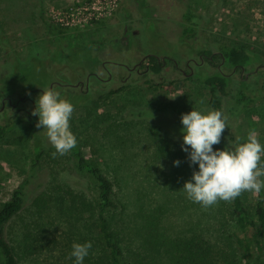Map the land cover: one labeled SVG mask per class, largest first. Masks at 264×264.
I'll return each mask as SVG.
<instances>
[{"label":"rangeland","instance_id":"1","mask_svg":"<svg viewBox=\"0 0 264 264\" xmlns=\"http://www.w3.org/2000/svg\"><path fill=\"white\" fill-rule=\"evenodd\" d=\"M85 1L0 0V124H9L0 139V207L18 186L24 193L23 208L5 225L6 238L21 264H75L72 244L89 241L83 264H107L90 208L95 179L78 169L72 151L53 158L46 129L37 128L39 117L32 115L43 88L53 87L74 105L70 126L77 145L115 182L120 207L108 215L124 260L174 264L167 245L158 249V242L194 232L215 238L217 211L231 204L205 210L183 190L198 165L182 150L181 115L216 109L202 74L217 69L230 79L226 93H215L228 128L214 150L243 142L249 130L264 145V0H118L109 15L83 27L52 19L53 10ZM188 12L194 30L183 36ZM223 45L253 54L244 73L201 61L202 50ZM150 55L179 63L165 68L161 85L146 83L158 75L144 66L129 69ZM192 59L197 63L191 62L190 74ZM37 148L43 155L35 164ZM244 198L255 215L254 193ZM226 228L241 234L230 215Z\"/></svg>","mask_w":264,"mask_h":264},{"label":"trees","instance_id":"2","mask_svg":"<svg viewBox=\"0 0 264 264\" xmlns=\"http://www.w3.org/2000/svg\"><path fill=\"white\" fill-rule=\"evenodd\" d=\"M184 20L186 24L183 25V36L194 30L192 14L185 13ZM201 54L204 55L205 61L215 68L224 64L233 69L236 67V71H241L243 67L248 69V66L255 59L253 54L242 45H223L219 47V51L205 49L200 52ZM148 65L150 71L154 75H158V81L147 80L148 85L163 84V73L168 65L177 68L176 61L172 58L164 57L160 59L157 55L149 56ZM206 72L207 74H202L201 77L212 90L210 104L219 110L221 104L216 100L215 93L217 91L226 93L230 79L217 69ZM238 94V101L241 102L246 98L243 90L239 91ZM8 128V123L0 124V139ZM71 151L78 169L81 172L91 174L97 184L96 202L94 205L91 203L90 208L95 229L101 237L107 253V264H134L124 260L122 245L117 233L110 224L108 213H115L120 207V201L115 191V182L101 167L89 162L80 146L76 145ZM42 155V151L37 148L34 158L35 164L39 162ZM254 199L255 215L248 208L244 193L231 202L229 209L224 210L227 206L223 204L217 211L219 214L216 219L219 235L216 234L215 238H205L199 232L175 239L167 237L164 243L158 242V249L161 245H167V251L171 254V260L174 264H264V259H262L264 257V189L258 194L254 193ZM23 204V185H20L14 190L12 197L0 207V255L3 264H21L14 246L6 238L5 225L23 208ZM228 215L233 218L242 235L228 231L226 228ZM257 253H259V256L256 257Z\"/></svg>","mask_w":264,"mask_h":264},{"label":"clouds","instance_id":"3","mask_svg":"<svg viewBox=\"0 0 264 264\" xmlns=\"http://www.w3.org/2000/svg\"><path fill=\"white\" fill-rule=\"evenodd\" d=\"M73 112L74 105L53 87L43 88L37 98L32 115L39 117L36 127L46 129L55 148L53 158L69 153L77 145L70 126ZM181 122L182 150L188 153L190 165H198L183 185L189 200L207 210L220 201L232 202L245 192L258 194L264 189V145L255 130H249L243 142L237 138V143L214 150L228 128V117L222 111L192 108L181 115ZM174 164L179 166L180 161ZM91 247L90 241L74 242L70 258H75V264H83Z\"/></svg>","mask_w":264,"mask_h":264},{"label":"built area","instance_id":"4","mask_svg":"<svg viewBox=\"0 0 264 264\" xmlns=\"http://www.w3.org/2000/svg\"><path fill=\"white\" fill-rule=\"evenodd\" d=\"M118 0H86L76 8L53 10L52 19L62 27H83L107 16Z\"/></svg>","mask_w":264,"mask_h":264},{"label":"flooded vegetation","instance_id":"5","mask_svg":"<svg viewBox=\"0 0 264 264\" xmlns=\"http://www.w3.org/2000/svg\"><path fill=\"white\" fill-rule=\"evenodd\" d=\"M200 58H201V61L203 62V61H205V58H204V55L203 54H201L200 55ZM211 58V57H210ZM148 59H149V56L147 57H143L138 63H136L133 67H129V69L132 71V70H136V71H138V72H140V69H141V67H145V69L147 70V71H150V67H149V65H148ZM191 62H195V63H197V61L195 60V59H192V61H190V60H188V62H187V64H186V68L187 69H189L190 70V74L191 73H193L194 72V69H193V67H192V63ZM176 65H177V67L179 66V64H178V62L176 61ZM236 67H234V70L236 71ZM180 70L181 71H183V73H186V70L185 69H183V68H180ZM245 68L243 67L242 68V70H241V73H244L245 72ZM80 84L83 86L84 85V82H80ZM6 98L7 97H4L3 99H2V104L4 105L5 104V101H6ZM9 99V98H8ZM20 99H24V97H20ZM15 105V104H14Z\"/></svg>","mask_w":264,"mask_h":264}]
</instances>
